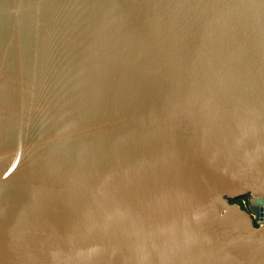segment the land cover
<instances>
[{
  "label": "water",
  "instance_id": "water-1",
  "mask_svg": "<svg viewBox=\"0 0 264 264\" xmlns=\"http://www.w3.org/2000/svg\"><path fill=\"white\" fill-rule=\"evenodd\" d=\"M0 264H264V0H0Z\"/></svg>",
  "mask_w": 264,
  "mask_h": 264
},
{
  "label": "flooded vegetation",
  "instance_id": "flooded-vegetation-1",
  "mask_svg": "<svg viewBox=\"0 0 264 264\" xmlns=\"http://www.w3.org/2000/svg\"><path fill=\"white\" fill-rule=\"evenodd\" d=\"M244 197V196H243ZM245 198V197H244ZM244 198H241V197H239V198H237V202H239V204L241 203L242 204V206H244V210H246L248 213H250V207H249V197H248V205H246V201H245V199ZM240 206V205H239Z\"/></svg>",
  "mask_w": 264,
  "mask_h": 264
},
{
  "label": "trees",
  "instance_id": "trees-1",
  "mask_svg": "<svg viewBox=\"0 0 264 264\" xmlns=\"http://www.w3.org/2000/svg\"><path fill=\"white\" fill-rule=\"evenodd\" d=\"M244 197H245V198H244ZM244 197L242 196L241 198H244L245 201H246V205H248V195H245ZM230 202H231V203H238V204H239V202H237V199L231 200ZM240 207H241L242 209H245L244 206H242L241 203H240Z\"/></svg>",
  "mask_w": 264,
  "mask_h": 264
},
{
  "label": "rangeland",
  "instance_id": "rangeland-1",
  "mask_svg": "<svg viewBox=\"0 0 264 264\" xmlns=\"http://www.w3.org/2000/svg\"><path fill=\"white\" fill-rule=\"evenodd\" d=\"M237 205H240V204H238V203H236Z\"/></svg>",
  "mask_w": 264,
  "mask_h": 264
}]
</instances>
